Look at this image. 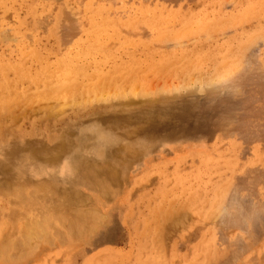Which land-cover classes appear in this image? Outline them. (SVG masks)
Masks as SVG:
<instances>
[{
	"label": "rangeland",
	"instance_id": "obj_1",
	"mask_svg": "<svg viewBox=\"0 0 264 264\" xmlns=\"http://www.w3.org/2000/svg\"><path fill=\"white\" fill-rule=\"evenodd\" d=\"M77 1L0 0V32L5 33L3 36L0 33V87L7 92L0 97V264H264V0ZM91 32L98 36L93 37ZM162 35L172 41H167L166 36V43L161 41ZM90 44L95 47H89ZM128 48L132 50L128 52ZM129 59L132 60L128 62ZM57 60H62L60 65L64 60L70 69L76 63L81 68L90 65L88 74L95 70L104 76L109 104L90 99V104L79 102L81 107L70 99L72 107L75 106L67 107L68 98L54 95L53 87L46 84L53 75L57 78L59 72L63 73L60 69L56 73L57 67L53 70ZM178 61L185 68L189 65L188 68L180 67ZM95 63L99 69H93ZM130 73L133 78L138 76L137 82L130 79ZM203 77L212 86L221 87L212 89L210 85L212 91L208 93L209 89L207 92L204 88L209 84ZM126 78L134 82L130 84ZM83 83L84 88L90 86L85 79ZM197 86L204 87L203 92L194 90ZM131 87L134 90L130 91ZM23 89L26 91L22 92ZM59 89L54 87V91ZM192 90L193 94H187ZM119 91L134 92L136 96L141 91L140 97L145 100L135 96L133 102H125ZM35 93L40 94L39 101L32 97ZM43 94H53L55 98L52 101L47 95L50 101H46ZM147 94L151 95L150 100ZM62 98L66 100L64 103ZM56 102L60 103L59 109ZM95 107H100L97 111L101 115L88 116L86 113ZM85 108L87 111H82ZM132 115L138 119L126 125L132 139L147 134L149 144L141 143L143 149L133 146L136 156L127 160L119 149L130 148L128 142L111 147L117 151L110 153V161L107 157L83 155L82 163L110 165L118 168V172L112 176L100 174L95 183L75 186L70 204L64 201L65 190L69 188L67 181H53L57 185L54 187L64 193L51 195V185H55L51 177L34 178L29 174L27 167L32 158L45 160L57 154L55 148L60 144L61 134L69 127L75 131L80 126L78 121L90 125L96 119L116 117L121 123ZM12 147L14 152L5 155V149ZM41 148L52 151L44 156L40 154ZM13 188H17L21 197Z\"/></svg>",
	"mask_w": 264,
	"mask_h": 264
},
{
	"label": "bare ground",
	"instance_id": "obj_2",
	"mask_svg": "<svg viewBox=\"0 0 264 264\" xmlns=\"http://www.w3.org/2000/svg\"><path fill=\"white\" fill-rule=\"evenodd\" d=\"M24 1V0H23ZM77 1V0H76ZM120 1H122V0H120ZM145 1V0H144ZM78 2V1H77ZM102 2V1H101ZM105 2V1H104ZM112 2H114V1H112ZM125 2V1H124ZM123 2V3H124ZM128 2H130V1H128ZM142 2V1H141ZM98 3V2H97ZM107 3V2H106ZM119 3V2H118ZM133 3V2H132ZM77 4V3H76ZM84 1H83V3H82V6H84ZM126 4V3H125ZM13 5V4H12ZM106 5H108V4H106ZM165 5V4H164ZM100 6V5H99ZM146 6V5H145ZM162 6V5H161ZM81 7V6H80ZM127 7H128V5H127ZM141 7H142V5H141ZM82 8V7H81ZM94 9V8H93ZM117 9V8H116ZM131 9H132V7H131ZM158 9V8H157ZM164 9V8H163ZM88 10V9H87ZM91 10V9H90ZM89 10V11H90ZM111 10V9H110ZM22 11V10H21ZM79 11V10H78ZM88 11V12H89ZM92 11V10H91ZM90 11V12H91ZM112 11V10H111ZM114 11V10H113ZM125 11V10H124ZM127 12H128V9L126 10ZM8 12V11H7ZM71 12V11H70ZM85 12H87V11H85ZM89 12V13H90ZM103 12V11H102ZM110 12V11H109ZM108 12V13H109ZM135 12V11H134ZM164 12V11H163ZM217 12V11H216ZM1 13V12H0ZM5 13H6V10H5ZM93 13V12H92ZM128 13H130V12H128ZM137 13V12H136ZM102 14V13H101ZM105 14V13H104ZM103 14V15H104ZM111 14H112V12H111ZM115 14V13H114ZM119 14V13H118ZM134 14V13H133ZM132 14V15H133ZM4 15V14H3ZM75 15V14H74ZM77 15V14H76ZM80 15V14H79ZM98 15V14H97ZM86 16V15H85ZM121 16H123V15H121ZM120 16V17H121ZM171 16V15H170ZM80 17V16H79ZM95 17V16H94ZM102 17V16H101ZM108 17V16H107ZM131 17V16H130ZM89 18V20H90V17H88ZM87 18V19H88ZM96 18V17H95ZM99 18V17H98ZM105 18V17H104ZM113 18H114V16H113ZM122 18V17H121ZM1 19V18H0ZM81 19V18H80ZM91 19H93V17L91 18ZM84 20V19H83ZM144 20V19H143ZM91 21V20H90ZM172 21V20H171ZM67 22V21H66ZM76 22H78V21H76ZM81 22H82V20H81ZM80 22V23H81ZM85 22H87V21H85ZM106 22V21H105ZM113 22V21H112ZM129 22V21H128ZM139 22V21H138ZM141 22V21H140ZM80 23H77V24H80ZM88 23V22H87ZM119 23V22H118ZM117 23V24H118ZM50 24V23H49ZM95 24V23H94ZM97 24V23H96ZM106 24V23H105ZM104 24V25H105ZM132 24V23H131ZM162 24V23H161ZM167 24V23H166ZM100 25H102V24H100ZM99 25V26H100ZM141 25V24H140ZM171 25H173V24H171ZM80 25H78L77 27L78 28H80L79 27ZM92 26V25H91ZM90 25H89V27H91ZM108 26V25H107ZM114 26H116L115 24H114ZM124 26H126V25H124ZM155 26V25H154ZM211 26V25H210ZM9 27V26H8ZM93 27V26H92ZM120 27V26H119ZM118 27V28H119ZM133 27V26H132ZM153 27V26H152ZM167 27V26H166ZM166 27H164L165 29H166ZM188 27V26H187ZM85 28V27H84ZM84 28L82 29L83 31H84ZM163 28V27H162ZM184 28V27H183ZM2 29V28H1ZM87 29V28H86ZM124 29V28H123ZM140 29V28H139ZM150 29V28H149ZM153 29V28H152ZM157 29V28H156ZM155 29V30H156ZM204 29V28H203ZM50 30V29H49ZM80 30H81V28H80ZM107 30V29H106ZM213 30V29H212ZM78 31V30H77ZM126 31V30H125ZM130 31V30H129ZM147 31H148V29H147ZM152 31V30H151ZM1 32H2V30H1ZM0 32V33H1ZM3 32H6V34L8 33L7 31H3ZM67 32V31H66ZM71 32V31H70ZM80 32V31H79ZM102 32V31H101ZM112 32V31H111ZM137 32V31H136ZM160 32V31H159ZM165 32V31H164ZM72 33V32H71ZM92 33V32H91ZM94 33V36L93 37H97L98 36V33H95V32H93ZM92 33V34H93ZM129 33V32H128ZM134 33V32H133ZM153 33V32H152ZM156 33V32H155ZM211 33V32H210ZM5 35V33H1V36H3V35ZM9 34V33H8ZM69 34V33H68ZM73 34H74V32H73ZM79 34V33H78ZM91 34V35H92ZM123 34H125V33H123ZM139 34V33H138ZM149 34V33H148ZM89 35V34H88ZM115 35V34H114ZM140 35V34H139ZM157 35V34H156ZM172 35V34H171ZM171 35L169 36V37H171ZM177 35V34H176ZM70 36H72V35H70ZM103 36V35H102ZM149 36H150V34H149ZM166 36V38H167V41H168V39H170V38H168L167 37V35H165ZM165 36H161L162 38V40L161 41H165V43H166V40L164 39V37ZM173 36V35H172ZM7 37V36H6ZM9 37H10V35H9ZM8 37V40H10V38ZM18 37V36H17ZM73 37H74V35H73ZM90 37H92V36H90ZM127 37V36H126ZM175 37V36H174ZM181 37V36H180ZM194 37V36H193ZM66 38H69V36L68 37H66ZM156 38V37H155ZM172 38V37H171ZM185 38V37H184ZM7 39V38H6ZM35 39V38H34ZM69 39H71V38H69ZM83 39V38H82ZM127 39V38H126ZM179 39V38H178ZM7 40V41H8ZM29 40V39H28ZM31 40V39H30ZM109 40V39H108ZM155 40H157V39H155ZM16 41V40H15ZM90 41V40H89ZM112 41V40H111ZM148 41V40H147ZM152 41V40H151ZM158 41V40H157ZM157 41H155L156 43H157ZM160 40L158 41V42H161ZM170 41H172L171 39L169 40V42ZM13 42H14V40H13ZM30 42H32V41H30ZM85 42V41H84ZM143 42H145V41H143ZM154 42V43H155ZM113 43V42H112ZM121 44H122V42H120ZM149 43H150V46H151V44H152V42H150L149 41ZM149 43L147 44V45H149ZM153 43V44H154ZM168 43V42H167ZM72 44V43H71ZM77 44V43H76ZM94 44V43H93ZM111 44V43H110ZM140 44H142V42L141 43H139V45ZM162 44V43H161ZM177 44H180V43H177ZM185 44V43H184ZM66 45V44H65ZM97 45V44H96ZM173 45H175L174 43H173ZM10 46V45H9ZM26 46V45H25ZM35 46V45H34ZM79 46V45H78ZM85 46H86V43H85ZM90 46H94L95 47V45H89V47ZM176 46V45H175ZM182 46H184L183 44H182ZM187 46V45H186ZM185 46V47H186ZM73 47V46H72ZM76 47V46H75ZM97 47L100 49V48H102L101 47V45L100 44H98L97 45ZM96 47V48H97ZM124 47V46H123ZM180 47V46H179ZM184 47V48H185ZM23 48V47H22ZM80 48V47H79ZM163 48V47H162ZM183 47H182V49L183 50H185ZM27 49V48H26ZM66 49H68V48H66ZM65 49V50H66ZM121 49V48H120ZM123 49V48H122ZM121 49V50H122ZM135 49V48H134ZM133 49V50H134ZM164 49V48H163ZM171 49H172V47H171ZM77 50V49H76ZM75 50V51H76ZM83 50V49H82ZM98 50V49H97ZM103 50H104V47H103ZM132 50V49H131ZM131 50H129V48H128V52L129 51H131ZM156 50V49H155ZM187 50V49H186ZM189 50V49H188ZM62 51V50H61ZM68 51V50H67ZM102 51V50H101ZM154 51V50H153ZM173 51V50H172ZM69 52V51H68ZM77 52V51H76ZM79 52H80V49H79ZM93 52V51H92ZM94 52H95V50H94ZM122 52V51H121ZM156 52V51H155ZM180 52H182V51H179V53ZM11 53H13V52H11ZM104 53H105V51H104ZM123 53H125V52H123ZM183 53H186V54H188L187 52H183ZM3 54V53H2ZM26 54V53H25ZM71 54H72V52H71ZM155 54V53H154ZM185 54V55H186ZM66 55H67V53H66ZM88 55V54H87ZM149 55V54H148ZM175 55V54H174ZM181 55V54H180ZM5 56V55H4ZM8 56V55H7ZM25 56V55H24ZM69 56V55H68ZM81 56V55H80ZM89 56V55H88ZM101 56V55H100ZM102 56H103V54H102ZM105 56H106V54H105ZM111 56V55H110ZM114 56V55H113ZM117 56H119V55H117ZM125 56V55H124ZM128 56V55H127ZM171 56V55H170ZM67 57V56H66ZM74 57H76V56H74ZM85 57V56H84ZM112 57V56H111ZM126 57V56H125ZM149 57V56H148ZM152 57V56H151ZM165 57V56H164ZM163 57V58H164ZM166 57H167V55H166ZM169 57V56H168ZM184 56H182V58H183ZM186 57V56H185ZM24 58V57H23ZM63 58V57H62ZM73 58V57H72ZM83 58V57H82ZM86 58V57H85ZM117 58V57H116ZM115 57H114V59H116ZM128 58V57H127ZM155 58V57H154ZM176 58V57H175ZM1 59H2V57H1ZM59 59V58H58ZM79 59V58H78ZM91 59H93V58H91ZM101 59H102V57H101ZM136 59V58H135ZM146 59H147V57H146ZM189 59H190V57H189ZM15 60H16V58H15ZM60 60V59H59ZM59 60H57L58 61V63H55L56 64V66L54 67L55 69H53V70H56V67H57V72L56 73H58V71H60L61 70V72H63L62 74L59 72V77L57 76V78H55V76H54V78L55 79H53V76L51 75V74H49V75H51L52 76V78L50 79V81H46L47 83L46 84H49L50 86H52L53 87V90H51L52 92H53V94L54 95H56V94H58V95H61V97H63V98H65L66 100H67V98H68V102H69V100L71 99H73V101H74V103H78V105L79 106H81V107H83V105H81V103H87V102H89V104H90V102H91V100L90 99H94V103H96V99L99 101V100H101V102H103L104 104H105V102H106V104H109L108 102H107V100H106V97L105 96H107L106 94H105V91H106V89H105V87H106V85H107V81H106V78L105 79H103V77H101L100 75L101 74H99V73H96L95 72V70H94V73H92V74H88L89 73V68L91 67L90 65L87 67V65H86V67H80L79 65L77 66L76 64H78V63H76L75 64V67L73 68V66L71 65H69L70 67H72V69H70L69 67H68V64L66 65L65 64V62H64V60H65V58H64V60H63V65L65 66L64 67V71H62V68H63V65H60V62L62 61H60L59 62ZM68 60H72L70 57H69V59ZM80 61H81V59H79ZM85 60V59H84ZM99 60V59H98ZM110 60V59H109ZM108 60V61H109ZM112 58H111V62H112ZM130 60H132V59H129V61L128 62H130ZM137 60H139V59H137ZM175 60V59H174ZM54 61V60H53ZM74 61H76V59L74 60ZM78 61V60H77ZM135 61V60H134ZM175 61H177V60H175ZM181 61V60H180ZM1 62V61H0ZM12 62V61H11ZM102 62V61H101ZM107 62V61H106ZM136 62V61H135ZM160 62V61H159ZM179 62V61H178ZM231 62V61H230ZM49 63V62H48ZM47 63V64H48ZM71 63V62H70ZM81 64L80 65H82V62H80ZM90 63V62H89ZM88 63V64H89ZM98 63H100V62H98ZM137 63V62H136ZM138 63H140V62H138ZM143 63V62H142ZM149 63V62H148ZM173 63V62H172ZM172 63H169V65L170 64H172ZM184 63H188V62H183V64ZM45 64V63H44ZM54 64V63H53ZM86 64V63H85ZM105 64V63H104ZM115 64V63H114ZM134 64V63H133ZM162 64V63H161ZM179 64H180V62H179ZM189 64H191V63H189ZM232 64V63H231ZM52 65V64H51ZM58 65V66H57ZM99 65V64H98ZM97 65V66H98ZM102 65V64H101ZM120 65V64H119ZM163 65V64H162ZM167 65V64H166ZM168 65V66H169ZM188 65V64H187ZM251 65V64H250ZM15 66V65H14ZM18 66V65H17ZM83 66V65H82ZM85 66V65H84ZM105 66V65H104ZM108 66V65H107ZM150 66V65H149ZM182 66V62H181V64H180V67ZM189 66V65H188ZM188 66L186 67V68H188ZM39 67H41L40 65H39ZM60 67V68H59ZM62 67V68H61ZM67 67L69 68V69H67ZM93 67V69L96 67V63H95V66H92ZM122 67V66H121ZM132 67V66H131ZM158 67V66H157ZM167 67V66H166ZM165 67V68H166ZM169 67H171V65L169 66ZM177 67V66H176ZM179 67V68H180ZM182 67H184V66H182ZM255 67V66H254ZM15 68H16V66H15ZM22 68V67H21ZM24 68V67H23ZM27 68H29V67H27ZM33 68H35V66L33 67ZM47 68V67H46ZM51 68V67H50ZM98 68V67H97ZM97 68H95V69H97ZM110 68H111V66H110ZM118 69H119V66L117 67ZM155 68V67H154ZM185 68V67H184ZM185 68V69H186ZM17 69H20V68H17ZM43 69V68H42ZM52 69V68H51ZM58 69H60V70H58ZM66 69V70H65ZM99 69V68H98ZM117 69V70H118ZM122 69H124V68H122ZM167 69V68H166ZM173 70H175V68L173 67L172 68ZM251 69V68H250ZM44 70V69H43ZM115 70V69H114ZM121 70V69H120ZM120 70H118V71H120ZM178 70V69H177ZM190 70V69H189ZM14 71H16V69H14ZM29 71V70H28ZM91 71V70H90ZM142 71V70H141ZM144 71H146V70H144ZM179 72H180V70H178ZM16 72H18V71H16ZM30 72V71H29ZM38 72H40V70L38 71ZM53 72V71H52ZM99 72H101V71H99ZM103 72V71H102ZM110 72V71H109ZM114 72V71H113ZM149 72V71H148ZM147 72V73H148ZM185 72V71H184ZM189 72V71H188ZM248 72V71H247ZM33 73H34V71H33ZM40 73H42V72H40ZM44 73V72H43ZM42 73V74H43ZM48 73V72H47ZM51 73V72H50ZM111 73V72H110ZM115 73H116V70H115ZM123 74H124V72H122ZM122 73H120V74H122ZM125 73H127V71L125 72ZM132 73V72H131ZM129 74V77H130V79H132L133 78V75L132 74ZM144 72H142V74H143ZM175 73V72H174ZM183 73V72H182ZM191 73H193V72H191ZM196 73V72H195ZM16 74V73H15ZM55 74V73H54ZM108 74V73H107ZM123 74H122V76H123ZM128 74V73H127ZM127 74H125L126 76H128ZM141 74V75H142ZM186 74H187V72H186ZM185 74V75H186ZM45 75H46V73H45ZM61 75V76H60ZM95 75V77H93ZM111 75V74H110ZM109 74L107 75V76H110ZM113 75V74H112ZM116 75H117V73H116ZM130 75H132V76H130ZM144 75H146V74H144ZM153 75V74H152ZM180 75H183V74H181V72H180ZM189 75V74H188ZM217 75V74H216ZM4 76H5V74H4ZM7 76V75H6ZM5 76V77H6ZM11 76H12V74H11ZM15 76V75H14ZM33 76H34V74H33ZM35 76H37L36 74H35ZM43 76V75H42ZM121 75H119V77H120ZM189 76H191V74L189 75ZM188 76V77H189ZM193 76V75H192ZM215 76V75H214ZM44 77V76H43ZM118 77V78H119ZM132 77V78H131ZM149 77V76H148ZM186 77V76H185ZM225 77V76H224ZM228 77V76H227ZM7 78V77H6ZM82 78V81H79L80 79ZM112 78V77H111ZM135 78H137L138 79V76L136 75V77H134L133 79L134 80H136ZM142 78V77H141ZM178 78H179V76H178ZM184 78V77H183ZM194 78H195V76H194ZM203 78H206V77H203ZM211 77H209V79H210ZM240 78V77H239ZM15 79V78H14ZM85 79V82H87V85H88V83L90 84V86L89 87H87L86 86V88H84L85 87V83H83V80ZM103 79V80H102ZM108 79H110V78H107V80ZM114 79H117V78H115L114 77ZM114 79H112V81L114 80ZM121 78H119V80H120ZM127 79V81L129 80L128 78H126ZM126 79H124V81H126ZM161 79V78H160ZM188 79V78H187ZM198 79V78H197ZM208 78H206V80H207ZM212 79V78H211ZM220 79V78H219ZM221 79H222V77H221ZM226 79H228V78H226ZM231 79V78H230ZM46 80V79H45ZM52 80V81H51ZM134 80H132V82H134ZM164 80V79H163ZM163 80H161V81H163ZM169 80V79H168ZM204 80V79H203ZM218 80V79H217ZM224 80V79H223ZM1 81V80H0ZM10 81L12 82V80L10 79ZM28 81V80H27ZM41 81H42V79H41ZM103 81H106V83L105 82H103ZM122 82V84H123V87H124V82H123V80H121ZM165 81V80H164ZM163 81V82H164ZM173 81V80H172ZM185 81V80H184ZM183 81V82H184ZM208 82V84L210 83V81L209 80H207ZM225 81V80H224ZM231 81V80H230ZM25 82V81H24ZM32 82V81H31ZM114 82V84H115V80L113 81ZM128 82H130V84L132 83L131 82V80L130 81H128ZM136 82H137V80H136ZM193 82H194V80H193ZM220 82L221 81H218V83L220 84ZM223 82V81H222ZM229 82V81H228ZM228 82H226V83H228ZM4 83V82H3ZM6 84H7V82H5ZM18 83V82H17ZM32 83H34V82H32ZM44 82H42V84H43ZM111 83V82H110ZM162 83V82H161ZM168 83V82H167ZM166 83V84H167ZM171 83V82H170ZM218 83H216L217 85H218ZM6 84H4V85H6ZM103 84H105V86L103 85ZM108 84H109V82H108ZM118 84H120V82L118 83ZM122 84H120V85H122ZM128 84V83H127ZM126 84V82H125V86L127 85ZM198 84V83H197ZM3 85V86H4ZM12 85V84H11ZM27 85H29V84H27ZM43 85H45V83L43 84ZM99 85H101V86H99ZM111 85V84H110ZM117 85V84H116ZM115 85V86H116ZM118 86V88H119V90H122L123 91V87L122 86ZM135 85V84H134ZM146 85V84H145ZM163 85L165 86V84L163 83ZM194 85H195V83H194ZM199 85V84H198ZM210 85L211 84H209V86H205L206 88H204L205 89V91H207L206 89H209V92L208 93H210V90L212 91V89H213V87H219L220 85H218V86H212L211 85V87H212V89H211V87H210ZM7 86H9V85H7ZM46 86V88H48V86L47 85H45ZM60 87V89L58 90V91H54V87ZM93 86V87H92ZM114 86V90L117 88V86L115 87ZM137 86H138V84H137ZM171 86V85H170ZM175 86H177V85H175ZM174 86V87H175ZM181 86L182 87H186V86H183L182 84H181ZM189 87H190V85H188ZM193 86V85H192ZM191 86V87H192ZM22 87V86H21ZM28 87V86H27ZM42 87H44V86H42ZM90 87H92V88H90ZM109 87V86H108ZM130 87V86H129ZM128 87V88H129ZM143 87H145V86H143ZM147 87V86H146ZM189 87H187L188 89H189ZM190 87V88H191ZM196 87V86H195ZM201 87V86H200ZM209 87V88H208ZM221 87V86H220ZM0 88H2V86L0 87ZM6 88V87H5ZM36 88H37V86H36ZM39 88H41V87H39ZM44 89L45 91H47V89ZM125 88V87H124ZM133 87H131V89H130V91L131 90H134V89H132ZM142 88V87H141ZM167 88V87H166ZM166 88H164L163 87V90L164 89H166ZM170 88V87H169ZM202 88V89H203ZM236 88V87H235ZM6 89H9V88H6ZM15 89V88H14ZM109 89V88H108ZM112 89H113V87H112ZM111 89V90H112ZM146 90H147V88H145ZM150 89H152V88H150ZM175 89H177V88H175ZM183 89V88H182ZM187 89V90H188ZM193 89H194V87H193ZM199 89H201V88H199L198 86H197V89L195 88L194 90H198L199 91ZM202 89H201V91H202ZM203 89V90H204ZM225 89V88H224ZM2 90H3V88H2ZM1 90V91H2ZM25 89H23V90H21L22 92L24 91ZM26 90H27V88H26ZM25 90V91H26ZM38 90V89H37ZM113 90V91H114ZM140 90V89H139ZM141 90H143V88L141 89ZM153 90V89H152ZM155 87H154V91L153 92H155ZM170 90V89H169ZM190 90V89H189ZM32 91H33V89H32ZM116 91V90H115ZM117 91H118V89H117ZM116 91V92H117ZM125 91V90H124ZM127 91V90H126ZM125 91V92H126ZM143 91H145V90H143ZM166 91V90H165ZM168 91V90H167ZM198 91H196V92H198ZM234 91V90H233ZM5 91L3 90V92H2V95L0 96V97H2L4 94L6 95L7 94V92L6 93H4ZM12 92V91H11ZM16 92V91H15ZM20 92V91H19ZM39 92V91H38ZM51 92V93H52ZM110 92V91H109ZM128 92H129V90H128ZM136 92V91H135ZM147 92V91H146ZM158 92H160V91H158ZM190 92H192V94H193V90L192 91H188V93H187V91H186V93L187 94H189ZM195 92V93H196ZM203 92V91H202ZM201 92V93H202ZM4 93V94H3ZM10 93V92H9ZM13 93H14V91H13ZM108 93V92H107ZM113 93V92H112ZM119 93H121V91H119ZM118 93V94H119ZM123 93V92H122ZM115 94V97H117L116 95H118L122 100H124L125 102H133V100H134V98H135V94H134V92L133 93H128V94H126V93H124V94ZM143 93V92H142ZM151 93V92H150ZM164 93V91L162 92V94ZM169 93H170V91H169ZM168 93V94H169ZM174 93V92H173ZM177 93H179V92H176V95H177ZM1 94V93H0ZM23 94V93H22ZM29 94V93H28ZM28 94H26L27 96H28ZM32 94H34L33 92H32ZM42 94V93H41ZM53 94H51V96H49L48 94H46V96L44 95H41V96H43L45 99L47 98V95L49 96L48 98L50 99V100H52V98H55V96L53 95ZM130 94L132 95V96H130ZM137 95H138V93H136ZM149 94V93H148ZM147 94V95H148ZM166 94V93H165ZM164 94V95H165ZM4 95V96H5ZM19 95V94H18ZM37 95V96H36ZM39 95L40 94H36L35 93V95H30V96H32L33 98H34V96H35V98H34V100H36V97H37V100H38V98H39ZM54 97H53V96ZM122 95V96H121ZM129 97H128V96ZM140 95H141V91H140V93H139V97H140ZM156 95H157V93H156ZM156 95H154V93H153V96H156ZM13 96V95H12ZM17 96V95H16ZM20 96V95H19ZM25 96V95H24ZM40 96V101H42V102H44L43 100H45L43 97H41ZM114 96V95H113ZM138 96H136V97H138ZM149 96H151V95H148V98H149ZM158 96H160L159 95V93H158ZM78 97V98H77ZM132 97V98H131ZM138 97V98H139ZM143 97L145 98V96L143 95ZM173 97V96H172ZM46 99V101H50L49 99ZM62 98V99H63ZM112 98V101L111 102H113V97H111ZM147 98V99H148ZM153 98V97H152ZM156 98V97H155ZM162 98V97H161ZM11 98H9V100H10ZM65 99H63V103L66 101ZM108 99V98H107ZM117 99L119 100V98L117 97ZM116 98H114V100H117ZM140 99L141 100H145V99H143V98H141L140 97ZM147 99H146V101H147ZM12 100V99H11ZM17 100V99H16ZM25 100V99H24ZM26 100H27V97H26ZM31 99H29V100H27V101H30ZM149 100H150V98H149ZM6 101V100H5ZM39 101V100H38ZM45 101V102H46ZM53 101V100H52ZM55 101H56V99H55ZM35 102H37V101H35ZM35 102H33V103H35ZM79 102H81L80 104H79ZM115 102V101H114ZM118 102V101H117ZM123 102V101H122ZM11 103V102H10ZM12 103H14L13 101H12ZM57 103V102H56ZM66 103V106L67 107H69L68 105H70L71 104V107H72V103L71 102H69V104L67 103V101L65 102ZM58 104V107H56V108H58L59 109V105H60V103H57ZM126 104V103H125ZM15 105V104H14ZM56 105V104H55ZM64 105V104H63ZM77 105V104H76ZM92 105H94V104H92ZM51 106V105H50ZM75 106V104L73 105V107ZM5 107H7V105L5 106ZM48 107H49V105H48ZM55 106L53 105V109L54 110H56L55 108H54ZM63 107V106H62ZM61 107V108H62ZM65 107V106H64ZM72 107V108H73ZM77 107V106H76ZM85 107V106H84ZM114 108H115V105L113 106ZM121 107V106H120ZM127 107V106H126ZM2 108L4 109V107L2 106ZM11 108V107H10ZM87 108V107H86ZM86 108L85 109H83L82 111H84V110H86ZM111 108V107H110ZM22 109V108H21ZM42 109V108H41ZM57 109V110H58ZM77 109H80L79 107H77ZM10 110V109H9ZM8 110V111H9ZM36 110V109H35ZM34 110V111H35ZM45 110H46V108H45ZM50 110V109H49ZM49 110H47V111H49ZM61 110V109H60ZM91 110H93L91 113H90V111H89V113H86L88 116H90L91 114H97V115H101L97 110H100V107H95V108H92ZM12 111V110H11ZM43 111V110H42ZM46 111V112H47ZM53 111V110H52ZM87 111V110H86ZM45 112V113H46ZM55 112V111H54ZM19 113V112H18ZM44 112H43V114L44 115H46V114H48V113H46L45 114ZM83 113V112H82ZM16 114V113H15ZM50 114V113H49ZM14 116V115H13ZM15 117V116H14ZM19 117V115L18 116H16V119ZM9 118H11V117H9ZM113 118V119H112ZM112 118H105V119H96L97 121L95 122V123H91L90 125H88L87 124V122H86V124L84 123L83 124V121H78L77 122V124L78 125H80L79 127H77L76 128V130L74 131L73 130V128H68V129H66L62 134H61V141H60V144H58V146L55 148L56 149V153L57 154H55V155H51L49 158H46L45 160H41V159H38V158H32L33 160L31 161V162H29V166L27 167L28 168V171H29V174H31V175H33L34 176V178H41V177H43V176H45V175H47V176H49V177H51L53 180H52V183L53 184H55L54 182H57V181H67V184L69 185V188H67V190H65V193H66V195H67V197H65V199H64V201H65V204H70L71 203V192H72V190H73V188L75 187V186H79V185H84L85 186V184H86V182L88 183H95V179L101 174H107V173H109V174H111V176L113 175V174H115V173H117L118 171H116L118 168H113L112 166H108V167H97L96 166V164H86V163H82V159L84 158V156L83 155H94L95 157H107L108 159V161H110L111 160V157H110V153H112V154H115V153H113V152H116L117 150L116 149H111V147H113L115 144H117L118 142H128V144L130 143V145H129V147L130 148H127V149H119L120 151H122V153L124 154V156L126 155V159L125 160H127V159H129L130 158V156L131 157H133L132 155H134L135 154V152H134V150L132 149V147L133 146H139V147H136V148H138V149H140V147L142 146L141 145V143H144V142H148V144H149V142H150V140H147L148 138H150L147 134H145V135H143V137H140L139 139L138 138H135L136 140L138 139V141L137 142H135L134 143V141H135V139L133 140L132 139V133L130 132V131H128L127 129H128V127L129 126H126V125H130V123H136V121H138V119H137V116L136 115H132V116H130L129 118H127L126 120H124L123 122H121V123H119L117 120H119V119H115L114 117H112ZM8 119V118H7ZM12 120H14V119H12ZM90 120V119H89ZM88 120V121H89ZM11 122V121H10ZM54 122V121H53ZM99 122H100V124H104V125H98L99 124ZM55 123V122H54ZM76 124V125H77ZM24 125V124H23ZM34 125V124H33ZM125 125V126H124ZM32 127V126H31ZM33 129V128H32ZM31 130H29V132H30ZM34 131V130H33ZM10 137V136H9ZM36 137V136H35ZM40 137H41V135H40ZM39 137V138H40ZM134 137V136H133ZM148 137V138H147ZM7 138H8V136H7ZM21 141V140H20ZM2 142V141H1ZM21 142H23V140L21 141ZM8 143H10V142H8ZM20 143V142H19ZM25 143H27V142H25ZM28 143H30V142H28ZM23 144V143H22ZM34 144V143H33ZM50 144V143H49ZM147 144V145H148ZM27 145V144H26ZM30 145V144H29ZM37 146L39 145V144H36ZM146 145V146H147ZM14 146V145H13ZM20 146H22V145H20ZM20 146H19V148H20ZM28 146V145H27ZM31 146V145H30ZM35 146V145H34ZM117 146V145H116ZM147 147H149V146H147ZM16 148V147H15ZM142 149H143V146L141 147ZM2 149V148H1ZM42 150H41V152H40V154H44V156L45 155H47V154H49L52 150H47L46 148H41ZM151 149V148H150ZM25 150V149H24ZM29 151H33L34 152V149L33 148H29L28 149ZM149 150V149H148ZM16 151V150H15ZM22 151V150H21ZM137 151V150H136ZM140 151V150H139ZM151 151V150H150ZM14 152V148L12 147V148H6L5 149V155H10L11 153H13ZM141 152V151H140ZM147 152V151H146ZM146 152H144L145 154H146ZM130 155H129V154ZM108 155V156H107ZM123 156V155H122ZM134 156H136V155H134ZM140 156H142V155H140ZM144 156V155H143ZM146 156V155H145ZM11 158H12V156H10ZM5 158V157H4ZM11 158H9V159H7L8 161H10L11 160ZM18 158V157H17ZM21 158V157H20ZM28 158H29V156H28ZM22 159H23V156H22ZM90 159H92V158H90ZM27 160V159H26ZM26 160H25V162H26ZM115 160V159H114ZM125 160H122V163H124V165H125ZM134 160V159H133ZM13 161V160H12ZM24 161V160H23ZM29 161V160H28ZM103 161V160H102ZM58 162V163H57ZM118 162V161H117ZM2 163V162H1ZM60 163V164H59ZM132 163V162H131ZM130 163V164H131ZM11 164V163H10ZM28 164V163H27ZM114 164V163H113ZM12 165V164H11ZM133 165V164H132ZM8 166V165H7ZM123 166V165H122ZM126 166V165H125ZM12 167H13V165H12ZM11 167V168H12ZM122 168V167H121ZM127 168V167H126ZM129 168V167H128ZM17 169V168H16ZM128 170V169H127ZM15 171V170H14ZM27 171V170H26ZM26 171H24V172H26ZM24 172H22V173H24ZM1 173V172H0ZM120 174H121V171H120ZM1 175H3V174H1ZM15 175H17V173L15 174ZM25 175V174H24ZM28 175V174H27ZM5 176V175H4ZM15 177V176H14ZM30 177V176H29ZM22 178V177H21ZM32 179V178H31ZM21 180V179H20ZM38 180V179H37ZM50 181H51V179H50ZM54 181V182H53ZM58 183V182H57ZM36 185V184H35ZM67 185V186H68ZM15 186H17V185H15ZM22 186V185H21ZM52 187H51V189H50V191L51 192H49V193H51V195L53 194V193H57V192H59L60 193V195H62V193H64L63 192V190L62 189H60V188H56V187H54V186H57L56 184L55 185H51ZM66 186V187H67ZM88 186H90V185H88ZM93 186V185H92ZM18 187H20V185L18 186ZM32 187V186H31ZM39 187V186H38ZM110 187V186H109ZM15 188V187H14ZM12 189L13 191L15 190V192L17 193V188L16 189ZM93 188V187H92ZM111 188V187H110ZM19 189V188H18ZM22 189V188H21ZM20 189V190H21ZM19 190V191H20ZM41 190H43V189H41ZM47 190V189H46ZM113 190V189H112ZM111 190V191H112ZM18 191V192H19ZM22 192H23V190H21ZM30 191V190H29ZM28 191V192H29ZM32 192H33V190H31ZM35 191V190H34ZM78 191V190H77ZM3 192H4V190H3ZM15 192H14V194H15ZM27 192V193H28ZM35 192H37V191H35ZM62 192V193H61ZM11 193H12V191H11ZM48 193V192H47ZM9 194V193H8ZM43 194H46L45 192H43ZM4 195V194H3ZM17 195L19 196L20 195V193H17ZM34 195H35V193H34ZM57 196L59 195V194H56ZM59 195V196H60ZM29 196V195H28ZM27 196V197H28ZM100 196V195H99ZM16 197V196H15ZM19 197H21V196H19ZM18 197V198H19ZM23 197H24V195H23ZM36 197V196H35ZM52 197V199L54 198L53 196H51ZM57 199H58V197H56ZM55 198V199H56ZM13 199V198H12ZM15 199V198H14ZM22 199V198H21ZM30 199H31V197H30ZM30 199L29 200H26L27 202H30ZM59 200V199H58ZM17 201V203H16V205H18V200H16ZM22 201V200H21ZM38 201V200H37ZM61 201V200H60ZM64 201H61V202H64ZM22 203V202H21ZM24 203H25V201H24ZM13 204V203H12ZM9 205V204H8ZM14 205V204H13ZM27 205V204H26ZM25 205V206H26ZM53 205V204H52ZM11 206V205H10ZM54 206V205H53ZM21 207V206H20ZM24 207V206H23ZM26 208V207H25ZM50 208V207H49ZM12 209V208H11ZM15 209H17V208H15ZM53 209V208H52ZM54 209H55V207H54ZM37 210V209H36ZM44 210V209H43ZM63 210V209H62ZM23 211V210H22ZM28 211V210H27ZM11 212V211H10ZM12 212H14V209H13V211ZM16 212H18V210L16 211ZM36 212V211H35ZM42 212L43 211H40V213L39 214H41V217H42ZM91 212V211H90ZM20 213H21V211H20ZM44 213H46V212H44ZM77 213V212H76ZM87 213V212H86ZM85 213V214H86ZM93 213V212H92ZM244 213V212H243ZM250 213V212H249ZM13 214V213H12ZM14 214H15V212H14ZM23 214H25V213H23ZM22 214V215H23ZM38 214V213H37ZM47 214V213H46ZM45 214V215H46ZM251 214V213H250ZM11 214H9V217L11 218V216H10ZM17 215V214H16ZM25 215H27V214H25ZM45 215H43V216H45ZM80 215V214H79ZM33 216V215H32ZM35 216V215H34ZM40 216V215H39ZM48 216V215H47ZM53 216V215H52ZM28 217V216H27ZM54 217V216H53ZM85 217V216H84ZM14 218V217H13ZM34 218V217H33ZM52 218V217H51ZM58 218V217H57ZM80 218V217H79ZM88 218V217H87ZM225 218V217H224ZM15 219V218H14ZM30 218H28V220H29ZM42 219H43V217H42ZM49 219V218H48ZM48 219H46V220H48ZM39 220V219H38ZM55 220H56V217H55ZM22 221V220H21ZM24 221H25V219H24ZM30 221H32V220H30ZM34 221V220H33ZM43 221V220H42ZM41 220H40V222H42ZM50 221V220H49ZM52 221V220H51ZM59 221V220H58ZM44 222V221H43ZM47 222V221H46ZM63 222V221H62ZM32 223V222H31ZM37 222H35V224H36ZM39 224V223H38ZM45 224H47V226H48V223H45ZM49 224H51V223H49ZM79 224V223H78ZM37 225V224H36ZM36 225H34V227L36 226ZM40 225V224H39ZM53 225V224H52ZM76 225H77V223H76ZM31 226H33V223H32V225ZM41 226H42V224H41ZM40 226V227H41ZM50 226V225H49ZM48 226V227H49ZM54 226H55V224H54ZM59 226H61V225H59ZM43 227V226H42ZM41 227V228H42ZM46 227V226H45ZM32 228V230L34 229L33 227H31ZM52 228V227H51ZM54 228L55 227H53V230H54ZM69 227H67V229H68ZM83 228V227H82ZM35 229H37L36 227H35ZM48 229V228H47ZM72 229V228H71ZM27 230V229H26ZM31 230V229H30ZM29 230V231H30ZM45 230V229H44ZM70 230V229H69ZM69 230H67L68 232H69ZM73 230V229H72ZM28 231V230H27ZM36 231V230H35ZM38 231V230H37ZM36 231V233H39L38 234V236H42V234L40 233L41 231H40V229H39V231L37 232ZM55 231H56V228H55ZM54 231V232H55ZM57 231H58V229H57ZM61 231V230H60ZM82 231V230H81ZM89 231V230H88ZM3 232V231H2ZM33 232H34V230H33ZM53 232V233H54ZM71 232V231H70ZM76 232V231H75ZM57 233V232H56ZM61 233V232H60ZM29 234V233H28ZM35 234V233H34ZM44 234H46V231H45V233ZM48 234V233H47ZM63 234V233H62ZM37 235V234H36ZM75 235V234H74ZM49 237V236H48ZM24 238H26V236H24ZM23 238V239H24ZM40 238V237H39ZM11 239H12V237H11ZM20 239V238H19ZM29 239V238H28ZM49 239H51L50 237H49ZM58 241V240H57ZM59 242H61V241H59ZM22 243V242H21ZM6 246V245H5ZM24 246V245H23ZM12 249V248H11ZM5 252V251H4ZM7 254V253H6Z\"/></svg>",
	"mask_w": 264,
	"mask_h": 264
}]
</instances>
